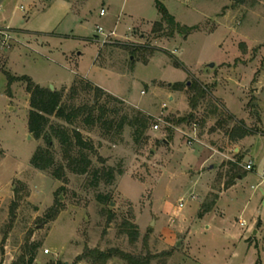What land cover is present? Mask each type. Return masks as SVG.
I'll list each match as a JSON object with an SVG mask.
<instances>
[{
	"label": "rangeland",
	"instance_id": "rangeland-1",
	"mask_svg": "<svg viewBox=\"0 0 264 264\" xmlns=\"http://www.w3.org/2000/svg\"><path fill=\"white\" fill-rule=\"evenodd\" d=\"M156 1L194 30L159 38ZM0 10V30H6L0 32V235L7 239L1 257L7 252L16 261L39 244L35 264H132L128 257L138 264L260 263L264 0H0ZM6 14L13 27L3 23ZM100 27L107 37L97 33ZM120 44L147 49L133 54ZM8 74L66 90V102L82 79L107 97L81 92L77 105L107 106L109 122L132 111L153 122L136 142L131 128L116 134L80 120L76 127L94 147L92 168H112L116 180L95 187L93 169L84 176L67 169L58 180L31 165L46 143L29 132L27 83H11ZM178 83L183 86L175 90ZM195 83L212 95L193 110L189 87ZM214 103L256 133L231 143L234 122L212 114ZM191 113L192 124L176 125ZM54 151L56 162L65 163L57 142ZM207 158H213L211 173L208 164L202 167ZM130 225L139 231L135 240ZM242 229L249 254L239 243ZM100 252L111 256L104 260ZM164 252L173 255L165 259Z\"/></svg>",
	"mask_w": 264,
	"mask_h": 264
},
{
	"label": "trees",
	"instance_id": "trees-1",
	"mask_svg": "<svg viewBox=\"0 0 264 264\" xmlns=\"http://www.w3.org/2000/svg\"><path fill=\"white\" fill-rule=\"evenodd\" d=\"M156 7L162 16V20L156 24L158 27V31L156 32H160V35L158 36L159 38L173 37L176 32H185L186 34H189L194 30V28L179 24L162 2L156 1ZM165 24L168 26L167 31L164 27ZM119 46L131 49L133 54L134 52L147 49L146 46L139 45H133L131 47L128 44H120ZM8 79L11 83L15 81H24L27 83V91L30 95L29 132L36 140H43L46 143V147H39L37 149L31 160V165L42 172L51 171L53 177L58 180H62L66 176L67 169L73 174L81 176L88 175L91 172V169H93V162L90 154L93 153L94 147L91 142L84 140L82 133L76 127L80 120H82L84 125L89 127L102 124L108 131L115 128L116 134H121L126 127L131 128L136 142H140L153 122L152 117L146 116L138 111H132L133 114L122 116L117 123V120H115V122H109V120L106 119L110 114L107 106H100L97 101L93 104H84L82 106L77 105L76 100L81 92H94L98 98L101 96L107 97L101 88L82 79L76 80L72 85L69 90V101L67 102L65 101L66 90L52 91L50 88L40 86L26 76L14 77L8 74ZM182 86V83H178L175 84L173 88L176 90L180 89ZM189 89L192 92L190 105L193 110L198 108L201 101L206 100L212 95L211 90L202 83H195L189 87ZM108 99L122 103L112 96H109ZM212 107L214 108L210 111L212 114L218 115L219 113L220 117H226L224 122L227 124L234 122L233 128L227 132L231 143L237 144L256 133V131L248 128L244 122L238 121L235 116L228 113L227 110H223L220 105L214 103L212 104ZM118 113L119 111H116L112 113V115L117 116ZM195 119L194 114L191 113L185 118L176 120V125H182L185 123L192 124ZM219 125L222 127L221 122ZM56 142L63 151L65 163L58 164L56 162L54 151V145ZM2 157L3 153L0 152V159ZM230 165L233 166L234 171L237 170L238 167L236 164L230 163ZM92 174L94 176L93 186L95 187L99 186L102 179L108 184H112L116 180L112 168L102 170L93 169ZM237 176L238 174H236V177ZM233 185L234 183L231 180L228 186L230 188ZM99 199L102 201L103 197L100 196ZM208 212L209 210L206 213ZM129 234L131 238L135 240L139 235V231L136 227L130 225ZM6 240V237H3L1 243L2 248ZM39 248V244H31L30 247L28 246L27 252L12 264H35ZM99 255L100 258L104 260L109 259L111 256V254L104 252H100ZM163 255H165V259H169L173 254L172 252H164ZM128 259L132 264H138V261L131 257H128Z\"/></svg>",
	"mask_w": 264,
	"mask_h": 264
},
{
	"label": "crops",
	"instance_id": "crops-1",
	"mask_svg": "<svg viewBox=\"0 0 264 264\" xmlns=\"http://www.w3.org/2000/svg\"><path fill=\"white\" fill-rule=\"evenodd\" d=\"M3 18H4V20H3V23L5 24V25H8L9 27H13V26H11V23H12V21H13V19H12V17L11 18H9L8 16H7V14L6 15H4L3 16ZM18 38H21V36L20 35H18ZM214 155H216V153H214ZM212 159L213 158H207V159H205L204 161H203V165H202V167H206V165H207V170L211 173V170H213V168H214V164H210V163H213V162H211L212 161ZM206 163V164H205ZM213 172V171H212ZM257 174V173H256ZM245 222V221H244ZM246 227H247V224L245 225ZM245 226H242V223H241V227H243V228H246ZM252 228V227H251ZM250 228V229H251ZM257 233V230H255L254 228H252V230H251V236H253L254 237V235ZM239 243H243L244 245H245V247H246V251L247 252H245L246 254H249L250 253V247L252 246V244H250L251 242H248V239H249V237L247 236V234L245 233V231L242 229V230H240V234H239ZM257 243H258V240H255ZM2 243V237H1V235H0V244ZM254 244V243H253ZM257 247H258V245H257ZM258 249V253L260 254V263L259 264H264V251H263V253H262V250H260V248H257ZM261 251V252H260ZM2 254V257L0 256V264H12L13 262H10L9 261V258H7L8 257V254H7V252L6 253H1ZM4 254V255H3ZM234 255H235V257H239L238 255V253H237V251H235L234 252ZM256 261L257 260H255V264H257L256 263Z\"/></svg>",
	"mask_w": 264,
	"mask_h": 264
},
{
	"label": "built area",
	"instance_id": "built-area-1",
	"mask_svg": "<svg viewBox=\"0 0 264 264\" xmlns=\"http://www.w3.org/2000/svg\"><path fill=\"white\" fill-rule=\"evenodd\" d=\"M1 11V10H0ZM100 15H101V17H104V16H106L107 15V12H106V10H102L101 12H100ZM0 32L1 33H3V34H6V30H0ZM99 35H105L106 37H107V35L105 34V32H104V29L103 28H98V32H97ZM115 34V32L113 33H111L110 35H114ZM98 37V36H97ZM99 38V37H98ZM107 44V43H106ZM159 127H160V125L159 124H156L155 125V129L156 130H158L159 129ZM247 170L248 171H253L254 170V164L253 163H249L248 165H247ZM262 184H264V174L262 175V181H261V183L258 185V186H261ZM246 225V223L245 222H242V226H245ZM48 252V251H47Z\"/></svg>",
	"mask_w": 264,
	"mask_h": 264
},
{
	"label": "water",
	"instance_id": "water-1",
	"mask_svg": "<svg viewBox=\"0 0 264 264\" xmlns=\"http://www.w3.org/2000/svg\"><path fill=\"white\" fill-rule=\"evenodd\" d=\"M211 67H214V64H212ZM51 90L54 91V87L53 86H51ZM30 139H31V137H30Z\"/></svg>",
	"mask_w": 264,
	"mask_h": 264
}]
</instances>
